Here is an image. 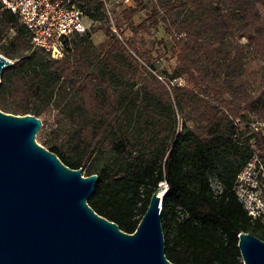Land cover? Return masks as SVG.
<instances>
[{
	"label": "trees",
	"instance_id": "1",
	"mask_svg": "<svg viewBox=\"0 0 264 264\" xmlns=\"http://www.w3.org/2000/svg\"><path fill=\"white\" fill-rule=\"evenodd\" d=\"M132 3L114 9L118 35L102 0H79L93 25L53 58L0 0V54L14 61L0 109L41 118L43 146L98 174L88 204L125 232L167 184L171 262L241 264L239 234L264 240V213L250 215L238 191L253 162L264 172V0ZM160 47L174 65L159 66Z\"/></svg>",
	"mask_w": 264,
	"mask_h": 264
},
{
	"label": "water",
	"instance_id": "2",
	"mask_svg": "<svg viewBox=\"0 0 264 264\" xmlns=\"http://www.w3.org/2000/svg\"><path fill=\"white\" fill-rule=\"evenodd\" d=\"M13 64L0 54V77ZM42 127L33 114L0 109V264H175L162 225L168 186L152 194L136 230L125 232L88 204L98 174L84 175L37 143ZM238 247L241 264H264L263 239L242 232Z\"/></svg>",
	"mask_w": 264,
	"mask_h": 264
},
{
	"label": "built area",
	"instance_id": "3",
	"mask_svg": "<svg viewBox=\"0 0 264 264\" xmlns=\"http://www.w3.org/2000/svg\"><path fill=\"white\" fill-rule=\"evenodd\" d=\"M78 1L1 0V3L4 8L16 14L20 22L29 29L34 48H42L53 58H61L64 55L68 39L76 34L84 33L90 28L91 19L78 6ZM102 2L112 29L117 34L114 9L119 8L120 4L131 6L134 9L136 7L132 0H102ZM165 185L167 186V184ZM245 206L253 217L261 216L264 213V206H248L246 203Z\"/></svg>",
	"mask_w": 264,
	"mask_h": 264
},
{
	"label": "rangeland",
	"instance_id": "4",
	"mask_svg": "<svg viewBox=\"0 0 264 264\" xmlns=\"http://www.w3.org/2000/svg\"><path fill=\"white\" fill-rule=\"evenodd\" d=\"M137 9V8H135ZM144 15V11H141L137 17V22H140L141 16ZM89 23V22H88ZM93 25V22L90 21L89 27ZM117 34H119L117 30ZM127 34L131 35L130 31H127ZM145 36L146 34L143 33ZM154 35L158 39H165L170 45V37L165 33L164 29L161 27L158 30L154 31ZM148 37V36H146ZM105 38L102 32H97L93 35V41L95 43H99L103 41ZM160 57L159 66L160 67H168L172 66L175 63V58L171 55V53L167 52L165 49L160 47ZM42 130V129H41ZM40 130V132H41ZM40 132L36 136L37 143L42 144ZM255 163L251 164L247 171L241 176V183L238 186V191L240 198L244 201L248 206H264V172L263 169L255 168ZM165 186V184H163ZM214 182V186H215Z\"/></svg>",
	"mask_w": 264,
	"mask_h": 264
},
{
	"label": "bare ground",
	"instance_id": "5",
	"mask_svg": "<svg viewBox=\"0 0 264 264\" xmlns=\"http://www.w3.org/2000/svg\"><path fill=\"white\" fill-rule=\"evenodd\" d=\"M162 187H164V185Z\"/></svg>",
	"mask_w": 264,
	"mask_h": 264
}]
</instances>
